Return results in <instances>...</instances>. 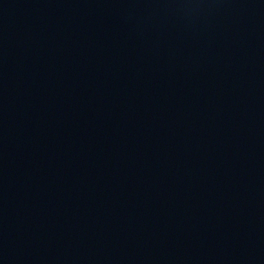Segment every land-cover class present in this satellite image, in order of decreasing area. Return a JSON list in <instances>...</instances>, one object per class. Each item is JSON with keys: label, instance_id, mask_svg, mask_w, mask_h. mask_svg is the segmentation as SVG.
Returning <instances> with one entry per match:
<instances>
[{"label": "water", "instance_id": "obj_1", "mask_svg": "<svg viewBox=\"0 0 264 264\" xmlns=\"http://www.w3.org/2000/svg\"><path fill=\"white\" fill-rule=\"evenodd\" d=\"M0 264H264V0H0Z\"/></svg>", "mask_w": 264, "mask_h": 264}]
</instances>
